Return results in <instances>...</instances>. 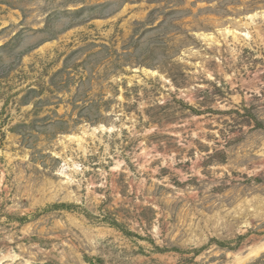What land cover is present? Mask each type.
Masks as SVG:
<instances>
[{
    "label": "rangeland",
    "instance_id": "374dc122",
    "mask_svg": "<svg viewBox=\"0 0 264 264\" xmlns=\"http://www.w3.org/2000/svg\"><path fill=\"white\" fill-rule=\"evenodd\" d=\"M263 8L264 0H0V150L15 157L10 166L0 156V258L237 264V254L255 251L264 242V20L241 45L222 38V48L208 47L195 34ZM115 119L119 132L69 157L78 172L52 156L60 135ZM61 164L75 181L76 200L65 203L48 200L54 189L41 192L58 184ZM243 263L264 264V250Z\"/></svg>",
    "mask_w": 264,
    "mask_h": 264
},
{
    "label": "bare ground",
    "instance_id": "6f19581e",
    "mask_svg": "<svg viewBox=\"0 0 264 264\" xmlns=\"http://www.w3.org/2000/svg\"><path fill=\"white\" fill-rule=\"evenodd\" d=\"M125 11H126V9H125ZM258 19L264 20V8L260 11L257 10L254 12L246 13V16H244L242 19V20H245L244 23H243V21H237L236 22L235 19L230 18L229 20L236 22L234 25H228V24L221 25V24L216 22L217 25L215 26V30L213 31V33L212 32H206V31H204V32L199 31V32H196L195 36L197 38H199L200 40H202L203 42H205V44L208 47L216 46L218 48H222L224 45V43H222V38L225 41H227V40L229 41V39H232L233 44L241 45L242 42L252 40L253 37H252L249 29H250L251 25H253L254 22ZM259 34L262 35L261 32H259ZM190 50H192V49H190ZM186 52H188V51H186ZM198 65H200V64H198ZM133 72L137 73V74L138 73H144L145 75L151 76V77H158L161 79V81L163 83L171 85V81L168 80L163 74H161L160 72H158L156 70L137 67V68H135V70ZM208 74H209L208 77H210L212 79L211 73L208 72ZM120 99L122 100L123 98L120 97ZM115 116H117V115H115ZM116 121H117V119H115L114 121L112 120L110 123H107V124L101 123V124H98L96 126H89L88 124L82 125L81 131L79 133L78 132H70V133L63 134V135L59 136V138L56 142L57 147L55 150H53L52 156L56 159L62 160L64 162V167H65V165L66 166L71 165V167H69L66 170V169H63V165L61 164L60 167H58V169H57V173L54 174V176L59 181L58 184H55L54 182L50 181L49 183L46 184L45 188H42V189H44V191L41 190V192H44L43 194H45V191L46 192L49 191V189H54L48 195V197H47L48 200H50V201H56L57 200V201H60L61 203L76 200V196H74L73 191H71V188L74 185L75 181H73V179L71 178L72 175L65 172V170L75 173V172H78L80 170L79 169L80 165L76 162H73L71 160V158L69 159V157L72 156L74 152H75V154L81 153V155H83V157H87L90 153V151L88 149V144H89L88 140H92V142H95V140L98 138L97 136L102 135V134L114 136L116 132L120 131V129L117 127V125H115ZM126 128L130 129L128 126ZM4 153L5 152L0 150V156L5 155V157L7 158L8 164L10 166H14V164H15L14 163V160H15L14 154H11L10 152H7L5 154ZM70 153H71V155H70ZM16 156L18 157L19 155L16 154ZM25 157L27 158V156H25ZM70 162H72V164ZM120 165H121V162L116 161V166L114 169H118ZM12 171L15 172L17 174V176H19L25 172L22 168L12 170ZM1 174L3 175L1 182H0L2 184L3 180L5 178L4 170H1ZM92 184L93 183H91V185ZM47 187H49V188H47ZM58 187H60V190H58ZM27 190H29V192H31V193H34V189H32V188H30V189L28 188ZM61 190H64V193L60 195L59 192ZM39 201H40V199H39ZM249 202H251V200L245 199L241 202V205L242 204H248ZM229 210H231V209H229ZM262 250H264V242L258 248H256L255 251H249L244 256L241 254H237L236 255L237 256L236 257V263L237 264H244L243 263L244 261H249L252 255H254V254L257 255ZM17 257H19V255H11V253L3 254L0 258V263L6 264L7 262H14V260L17 262V260H16Z\"/></svg>",
    "mask_w": 264,
    "mask_h": 264
}]
</instances>
